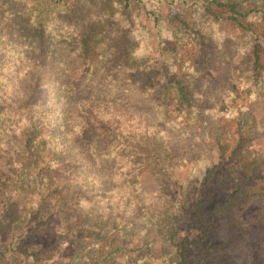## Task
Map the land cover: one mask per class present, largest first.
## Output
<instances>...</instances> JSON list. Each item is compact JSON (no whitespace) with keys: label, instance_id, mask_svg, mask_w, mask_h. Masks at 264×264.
Instances as JSON below:
<instances>
[{"label":"trees","instance_id":"16d2710c","mask_svg":"<svg viewBox=\"0 0 264 264\" xmlns=\"http://www.w3.org/2000/svg\"><path fill=\"white\" fill-rule=\"evenodd\" d=\"M177 4L180 12L189 10L190 20L179 14L171 19L198 40L197 15L240 31L241 37L231 35L235 47L230 49L226 40L216 56L202 42L197 63L206 85L231 89L238 127L227 157L224 131L204 127V103L196 102L183 78L188 61L164 49V11ZM137 30L149 48H133L130 37ZM232 52L240 59L236 90L228 82ZM47 84L58 86V102L35 117L31 97ZM263 95L264 0H0V144L12 149L7 144L12 141V159L24 160L22 170L7 174L14 193L5 197L0 189V221L16 207L18 194L25 197L3 228L14 229L23 218L49 226L54 217L41 218L55 208L69 214L65 226L73 221L71 203L76 201L94 246L78 249L71 262L61 264H117L121 259L144 264L158 239L173 248L180 264H189L190 255L192 264H220L218 257L253 264L264 240V201L256 220L246 205L260 196L253 188L264 184V154L255 150L264 140V125L252 127L247 105ZM172 107L179 116L171 124L160 111ZM172 128L188 136L190 157L201 158L207 148H215L204 144L212 139L221 154L203 183L184 182L171 201L162 198L158 204L140 192L138 180L145 169L158 179L173 164ZM5 171L0 165V181ZM61 175L75 184L62 202ZM100 191L104 196L98 199ZM19 239L17 247L4 248L40 262L39 253L29 254L23 236Z\"/></svg>","mask_w":264,"mask_h":264},{"label":"rangeland","instance_id":"374dc122","mask_svg":"<svg viewBox=\"0 0 264 264\" xmlns=\"http://www.w3.org/2000/svg\"><path fill=\"white\" fill-rule=\"evenodd\" d=\"M180 4L170 6L168 10L164 11V18L168 20L163 29L165 28V33L163 32L164 49L169 52L170 56H175L179 58H184L187 63L183 70V78H185L187 84L191 86V90L194 91L196 102L204 103L203 107L206 109L202 114L204 127L209 129L214 127L216 130H223L222 141L225 144V155L226 157L231 153L233 142L236 138L237 132V114L233 105V97L231 96V89L221 87L220 85L211 86L206 85L200 75H202V69L198 70L199 64L198 57L200 47L202 42H207L206 51L212 53L214 56L217 55V50L219 48H224V41H229L231 44L230 49H233L237 44L236 39L232 38L231 35L239 36L240 31L228 24H220L211 19H204L201 15H197L196 19L198 21V27L202 29V35H197L189 32L185 29L183 25H179V22L175 21L173 15L179 14L183 19H189L188 9L181 10L177 6ZM190 20V19H189ZM192 23H195V20H191ZM143 35V38L141 37ZM241 37V36H239ZM131 44L134 49L143 48L144 44L149 48L148 40H145V35L142 31L137 30L133 32V36L130 37ZM144 42V43H143ZM239 43V42H238ZM153 46V45H152ZM210 46V47H208ZM141 53L137 56L140 57ZM235 60H232L231 67L228 72L229 83L234 86L236 90V79H237V68L240 63V59L237 56V53L231 54ZM137 61L136 58H133V61ZM234 61V62H233ZM139 62V61H137ZM56 69V68H55ZM206 77V76H205ZM227 82V81H226ZM58 86L56 85H43L39 87L31 97V104L33 109L36 110L35 117L40 116L43 112L48 110L49 107L54 106L52 104L55 102L57 104L58 99L55 97V92L58 91ZM233 90V89H232ZM244 97H242L241 102H244ZM264 95L261 96L258 102L252 103L248 102L250 111L253 113L250 118L252 127H259L264 125ZM58 106L59 109L65 107ZM207 105H212L213 109H209ZM160 108V107H159ZM158 108V109H159ZM161 109V108H160ZM169 109V108H165ZM240 110H238L239 112ZM163 117L169 123H173L178 119V112L176 107H172L167 112L160 111ZM63 115V114H62ZM61 115V117H62ZM60 114L58 113V116ZM244 117V115H242ZM186 118L180 120V125H185L187 122ZM61 121H59L60 123ZM178 125V124H176ZM59 126V125H58ZM173 127V125L171 126ZM179 127V125H178ZM180 128V127H179ZM179 128H172V135L175 134V139L172 138L168 141L169 147L174 151L176 149L175 157L173 158L174 162L171 164L167 171L158 179H155L152 176L150 169H145L140 172V178L138 180L139 190L146 197L148 201H153L156 198V202L159 204L160 199H165L171 201L175 192L180 188L182 183H190L193 181H201L205 178L207 172L210 168L219 161L220 151L217 149L218 142L216 139L204 142L205 145H215L216 147L207 148L201 158L198 156H191L188 154V136L183 135ZM14 132V130H13ZM50 129L47 133L50 134ZM63 138V137H61ZM99 145L102 149L106 146V139L104 137L103 131H100V137L98 139ZM5 144H0V165L4 166L6 170V176L0 181V189L3 190L5 197H9L14 193V186L12 185L10 179L7 177V174H10L11 171L18 172L22 170V165L24 164L23 158L15 155L12 159V149L14 150V143L9 141L7 144L12 146L11 148H5ZM255 150L258 153L264 154V140H259L255 144ZM187 153V154H186ZM188 155V156H187ZM9 157V158H8ZM51 158V154H47L45 162H48ZM262 158V157H261ZM35 172L34 174H36ZM225 177H230V173H226ZM59 183L60 192L58 196L61 195V202L65 199L64 194L66 192H71L75 188V184L71 182L70 177L59 176L57 179ZM50 189V187H49ZM43 193V188H39ZM46 191L48 190L45 189ZM254 191L259 193L260 196L254 198L251 203L246 205V212L252 214L256 219H260L262 212V202L264 201V184L256 186L253 188ZM41 191L36 192L37 195ZM98 199H101L103 191L96 194ZM260 200V201H259ZM16 207L25 203V197L22 194H18L15 198ZM26 204H30V201L27 200ZM46 204V203H45ZM72 212L74 213L73 221L67 225H63L62 221L69 219V214L64 212H58L59 209L55 208L52 213L48 216L42 217L41 221H45L48 217H54L49 226L37 225L33 222H29L27 219L23 218L22 222H19L17 226L13 225L14 229L5 230L3 227H9L8 218L12 217L16 212V207L13 205L9 214L2 218L0 221V248L7 249L2 253L0 251V264H61L69 263L74 258L75 253L78 249H84L87 246H94L95 237L92 232L88 229V226L82 223L81 212L82 209L76 201L71 203ZM104 207V206H103ZM54 213H59L55 214ZM10 219V220H11ZM189 220H185L187 223ZM190 222V221H189ZM188 222V223H189ZM2 227V228H1ZM16 227V228H15ZM70 229V230H68ZM69 231L66 235L65 232ZM23 236L24 245L28 246V253L30 251H35L39 253V261H35L33 258H26L22 254L17 252H12L9 248H4V246L15 245L18 246L23 240H20L19 237ZM73 238V239H71ZM137 236L133 239V242L136 241ZM19 239V240H18ZM151 239V238H150ZM82 245H81V244ZM138 253V252H137ZM180 257H176L172 247H169L167 244L160 242L158 239L154 247H152L151 252L148 254V261L144 264H180ZM192 255H190L189 264H192ZM220 264H235L233 259L228 257H218ZM124 259L118 260L117 264H126ZM130 264V263H127ZM139 264V263H134ZM253 264H264V240L258 245L257 252Z\"/></svg>","mask_w":264,"mask_h":264}]
</instances>
